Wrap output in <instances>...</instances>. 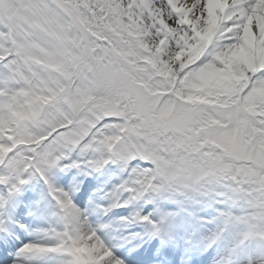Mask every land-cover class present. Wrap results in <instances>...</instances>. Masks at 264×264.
I'll use <instances>...</instances> for the list:
<instances>
[{
    "label": "snow or ice",
    "instance_id": "6c2138e0",
    "mask_svg": "<svg viewBox=\"0 0 264 264\" xmlns=\"http://www.w3.org/2000/svg\"><path fill=\"white\" fill-rule=\"evenodd\" d=\"M0 264H264V0H0Z\"/></svg>",
    "mask_w": 264,
    "mask_h": 264
}]
</instances>
